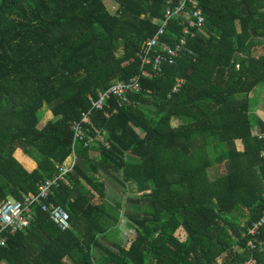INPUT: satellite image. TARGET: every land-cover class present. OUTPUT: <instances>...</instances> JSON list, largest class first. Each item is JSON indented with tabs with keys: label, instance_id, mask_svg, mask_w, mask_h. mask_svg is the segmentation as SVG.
Wrapping results in <instances>:
<instances>
[{
	"label": "trees",
	"instance_id": "1",
	"mask_svg": "<svg viewBox=\"0 0 264 264\" xmlns=\"http://www.w3.org/2000/svg\"><path fill=\"white\" fill-rule=\"evenodd\" d=\"M114 1L111 14L103 0H0V205L37 194L58 173L88 96L114 81L140 84L133 105L110 97L92 113L86 128L103 132L109 149L77 145L68 185L48 200L68 213L70 230L36 205L31 226L0 247V264H264L245 236L264 211V140L253 136L264 122L249 99L264 84V0H196L205 23L187 39L193 55L161 76L141 75L139 54L166 0ZM181 32L171 19L161 44ZM47 111L53 119L43 124ZM17 150L37 169L28 172ZM110 185L126 193L125 213L122 201L108 206ZM119 211L134 233L128 246L106 239Z\"/></svg>",
	"mask_w": 264,
	"mask_h": 264
},
{
	"label": "built area",
	"instance_id": "2",
	"mask_svg": "<svg viewBox=\"0 0 264 264\" xmlns=\"http://www.w3.org/2000/svg\"><path fill=\"white\" fill-rule=\"evenodd\" d=\"M166 10L164 18L160 22L157 33L150 39H147L141 48L139 60L141 62V75H146L147 68H150L156 76L163 75L165 66H172L176 63L184 53L193 55L188 49L187 39L194 38L196 33L201 32L205 18L202 9L198 6L196 0H178L175 4L173 0H166ZM180 19L182 25V37L173 46L161 44V39L166 33L168 22L173 19ZM238 68V66H237ZM180 83L176 82L173 92H177ZM140 92L139 77L124 81H114L105 91L98 93L96 98L88 96L90 108L82 111L79 121L71 124L73 134L71 144V154L67 160L58 166V173L50 178L42 181L38 186L37 194L23 195L20 201L7 199L0 205V247H4L7 242L8 235L27 230L33 220L32 208L38 205L42 212L49 216L50 221L60 231L70 230V220L68 213L60 206L51 202L50 199L53 190L60 183L68 185L66 176L73 172L76 165V147L82 144L85 148L92 146H101L109 149L110 145L105 138V134L100 130H89L86 126L90 124V117L94 111H101L110 97H114L118 104L123 106H131L133 102L129 99L130 94ZM253 136L258 140H264V134L253 132ZM260 157L264 162V152ZM264 230V211L260 218L254 222L246 231V248L253 252L262 253L264 250V239L262 231ZM242 264H262L256 259H250Z\"/></svg>",
	"mask_w": 264,
	"mask_h": 264
},
{
	"label": "rangeland",
	"instance_id": "3",
	"mask_svg": "<svg viewBox=\"0 0 264 264\" xmlns=\"http://www.w3.org/2000/svg\"><path fill=\"white\" fill-rule=\"evenodd\" d=\"M105 3V6L107 9H109L108 11L111 14H114L115 12H113L111 6H115L118 7L117 4L115 3L114 0H103ZM253 99L256 100V102L259 101V103L261 101L264 100V84L260 85L257 87L256 89V94L253 95ZM263 99V100H262ZM254 101V100H253ZM255 103V102H254ZM256 104V103H255ZM254 107H258L257 109L260 108L259 104L257 103ZM255 112V111H254ZM253 113V111L251 112V114ZM256 117V116H255ZM45 120V117L43 119V121ZM173 125H175V122H173ZM227 152V148H225V146L222 147L220 154ZM212 153V152H211ZM226 161V160H225ZM225 161H223L222 163H214L212 165V168L209 170V176L211 178H214L218 175H220L221 173L224 172V163ZM108 206L113 209V207L115 206V202L117 201H122V204H124V201L127 199V196L125 192H120V190L116 187V186H109V191H108ZM118 193H121L120 195ZM123 194V195H122ZM125 194V195H124ZM122 195V196H121ZM121 205V204H120ZM133 230L126 225V223L124 225L120 224L119 227L113 228L111 229L108 234L106 235V239L109 242H114V243H123L124 246H126L125 242H127V239H131V235H133ZM105 238L102 239L103 242H106V239L104 241Z\"/></svg>",
	"mask_w": 264,
	"mask_h": 264
},
{
	"label": "crops",
	"instance_id": "4",
	"mask_svg": "<svg viewBox=\"0 0 264 264\" xmlns=\"http://www.w3.org/2000/svg\"><path fill=\"white\" fill-rule=\"evenodd\" d=\"M111 8H112V10H113V12H115L116 10H117V7H115V6H111ZM107 10H109V9H107ZM254 94H256V90L255 91H253L252 93H250L249 94V99L251 100V104H252V111H253V115L254 116H256L258 119H260L261 121H263L264 122V100L263 101H261L260 103H259V101L258 102H256V100L255 99H253L254 97H253V95ZM254 100V101H253ZM259 104V106H260V108L259 109H257L258 107H254L256 104ZM251 111V112H252ZM255 111V112H254ZM53 119V115H52V113L50 112V111H47L46 112V114H45V120L43 121V124L44 123H46L47 121H49V120H52ZM173 122H175V125H178V123H177V121H173ZM240 143H236V145L238 146V147H240V145H239ZM14 158L28 171V172H32L33 170H36L37 169V165H36V163H34L30 158H28L27 156H25L23 153H22V151H20V150H17L15 153H14ZM108 191H109V187L107 188V192H106V195H107V201H108ZM119 195H120V193H118ZM122 196V195H121ZM119 202V201H118ZM118 202L116 201L115 202V207H117V204H118ZM126 206H127V204L124 202V204H123V212L125 213V210H126ZM122 213H121V211H119V219H118V226L117 227H119V225L120 224H122V225H124V222L126 223V219L121 215ZM129 242H128V239H127V242H125V244H126V246H128L129 244H128Z\"/></svg>",
	"mask_w": 264,
	"mask_h": 264
}]
</instances>
